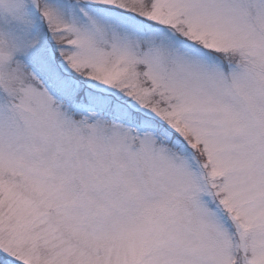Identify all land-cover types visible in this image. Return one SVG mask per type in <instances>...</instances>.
I'll return each mask as SVG.
<instances>
[{
    "label": "snow or ice",
    "instance_id": "snow-or-ice-1",
    "mask_svg": "<svg viewBox=\"0 0 264 264\" xmlns=\"http://www.w3.org/2000/svg\"><path fill=\"white\" fill-rule=\"evenodd\" d=\"M0 264H264V0H0Z\"/></svg>",
    "mask_w": 264,
    "mask_h": 264
}]
</instances>
